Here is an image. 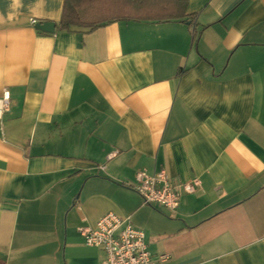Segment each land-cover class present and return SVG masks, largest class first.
I'll use <instances>...</instances> for the list:
<instances>
[{
    "label": "crops",
    "instance_id": "0c3cea01",
    "mask_svg": "<svg viewBox=\"0 0 264 264\" xmlns=\"http://www.w3.org/2000/svg\"><path fill=\"white\" fill-rule=\"evenodd\" d=\"M64 1L0 0V264H101L78 228L108 213L161 264H264V0L93 31L60 30ZM142 170L201 187L148 206Z\"/></svg>",
    "mask_w": 264,
    "mask_h": 264
},
{
    "label": "built area",
    "instance_id": "2783aa9c",
    "mask_svg": "<svg viewBox=\"0 0 264 264\" xmlns=\"http://www.w3.org/2000/svg\"><path fill=\"white\" fill-rule=\"evenodd\" d=\"M38 21L30 19V25L36 26ZM11 94L7 90L0 100V118L8 111ZM117 152L108 156L115 157ZM201 187L199 180L183 184H175L166 172L149 174L139 171L133 189L141 196L145 205L161 207L170 211L178 210L182 194H193ZM130 217L123 218L115 213L104 215L95 227H80L88 247L102 249L105 258L101 264H161L168 260L162 255L155 260L141 229L133 227Z\"/></svg>",
    "mask_w": 264,
    "mask_h": 264
},
{
    "label": "trees",
    "instance_id": "16d2710c",
    "mask_svg": "<svg viewBox=\"0 0 264 264\" xmlns=\"http://www.w3.org/2000/svg\"><path fill=\"white\" fill-rule=\"evenodd\" d=\"M181 0H65L60 30L93 31L119 21L170 22L186 18Z\"/></svg>",
    "mask_w": 264,
    "mask_h": 264
},
{
    "label": "water",
    "instance_id": "95a60500",
    "mask_svg": "<svg viewBox=\"0 0 264 264\" xmlns=\"http://www.w3.org/2000/svg\"><path fill=\"white\" fill-rule=\"evenodd\" d=\"M36 29L47 34H54L56 32V24L54 22H42L36 26Z\"/></svg>",
    "mask_w": 264,
    "mask_h": 264
}]
</instances>
